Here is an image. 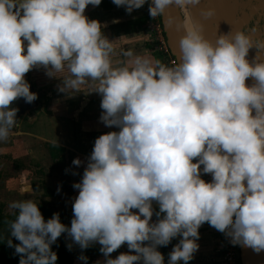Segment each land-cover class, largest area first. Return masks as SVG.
Listing matches in <instances>:
<instances>
[{
    "label": "clouds",
    "instance_id": "9594fccd",
    "mask_svg": "<svg viewBox=\"0 0 264 264\" xmlns=\"http://www.w3.org/2000/svg\"><path fill=\"white\" fill-rule=\"evenodd\" d=\"M111 2L131 13L146 0ZM201 2L148 0V14L162 17L171 5L187 11ZM100 3L0 0V140L17 123L11 102L37 99L24 76L39 67L49 78L67 69L59 92L88 83V93L101 98L99 121L118 129L95 138L81 179L72 184L78 194L70 227L59 213L45 220L30 199L9 205L16 210L9 236L19 243L6 244L18 264H56L51 246L61 234L82 251L99 244L104 264H164L158 247L179 236L167 264H188L205 222L230 244L264 252V27L252 21L213 41L191 20L172 66L129 49L122 55L130 59L113 67V42L101 31L106 25L83 14ZM201 11L205 18L214 14ZM249 78L254 82L246 86ZM122 245L129 251L111 258ZM77 259L87 264L83 254Z\"/></svg>",
    "mask_w": 264,
    "mask_h": 264
},
{
    "label": "rangeland",
    "instance_id": "374dc122",
    "mask_svg": "<svg viewBox=\"0 0 264 264\" xmlns=\"http://www.w3.org/2000/svg\"><path fill=\"white\" fill-rule=\"evenodd\" d=\"M178 9L180 14H182V6ZM65 69L63 70L64 72H66ZM63 71L58 73L62 76L58 78L64 80L69 73L66 72L67 74H63ZM24 79L28 84L33 85L39 96L38 106L26 114L31 122H24L21 127L22 131L32 132L37 136H42L46 140H52L53 136H48L47 134L49 129L56 123L61 133L66 138L71 139L68 143L64 142L65 145H71L69 148L74 149L76 153L69 150L68 145L63 148L50 146L52 144L34 138V140L39 142H29L30 140H28L24 142L26 145H23V147H14L16 150L12 149V154L23 153V156H19L20 158L18 159H12L11 156H7V159H5L2 156L4 155L2 148L15 146L20 141L19 136L21 135H15L18 126L15 129L12 128L8 137L0 140V205L3 213L11 215L16 212V210L9 207L13 201L30 199L37 204L48 205L55 213H59L62 218V213L59 211H63L65 217L68 219L70 217L71 220L73 200L69 201V197L75 190H78H73L72 184L80 181L83 170L81 165L76 167L71 162L74 158H79L82 163H85V158H82L81 155L88 157L91 153V142L88 135L92 133L86 136L85 131L91 130L92 126L81 119L76 120L74 113L66 109L67 105H71L72 108L77 106L73 112L79 113L82 106L80 103L73 102L72 99L68 100L66 93L57 90L62 80H58L56 84L54 82L56 79L53 80V78L45 75V69L43 67L33 68L25 74ZM51 93H54V97H58L61 102L51 103ZM91 106L93 105L89 104L87 107L90 108ZM55 107H58L59 110H55ZM85 107L83 106V109ZM101 112L102 109H94L92 107L91 110L89 109L88 116L92 117L96 115L97 117ZM35 118L36 120L34 121L33 119ZM88 119L93 120L92 118ZM50 154L53 161L50 159ZM65 169L68 171L66 172ZM73 172L76 175H73ZM19 181H22V183ZM58 186L59 192H57ZM153 209V219L156 220L155 211H158L157 205H153ZM68 215L70 216L67 217ZM93 245V253L98 252L97 254H101L99 252L100 245L96 243H93ZM157 250L164 256V247H158ZM77 251L83 254L79 247ZM128 251L126 245H122L119 249L111 253L110 256L111 258H115L119 253ZM90 255H92V263L90 262L89 264H95L97 261L100 264H104L105 258L102 254L100 256L96 254ZM77 262L78 264H82L80 260Z\"/></svg>",
    "mask_w": 264,
    "mask_h": 264
},
{
    "label": "crops",
    "instance_id": "0c3cea01",
    "mask_svg": "<svg viewBox=\"0 0 264 264\" xmlns=\"http://www.w3.org/2000/svg\"><path fill=\"white\" fill-rule=\"evenodd\" d=\"M89 20H97L100 22L102 25H106L101 29L102 34L112 43L113 51L110 53V60L112 62L113 67H119L123 63H125L129 57H125L122 55L123 51L131 49L134 54L136 55H141V56H149L154 60H159L161 63L166 65L165 60L159 55L152 46V43L150 40H148L145 37L143 28L145 21L147 20V4L145 3L142 7L139 9H134L131 13H126L124 10L123 6L117 7L115 6L111 0H101V3L98 6H92V5H87L84 13H83ZM66 72L67 69H65ZM62 72V71H61ZM66 72L63 71V74ZM60 72H55L54 76L56 79L54 82H58V80H63L58 77ZM67 74V73H66ZM62 75V74H61ZM69 74L65 77L68 78ZM95 83V82H92ZM55 84V85H56ZM89 84L86 83L84 85H81L78 90L72 91L68 90V93H66V96L68 97V100L72 99L73 102H76L77 104H81V109L80 112H73L75 111L76 107L72 108L71 105L66 107V109H69L71 113H74L75 119L76 120H83L86 121L88 124H91V130L85 131V135L87 136L90 133H99L107 130H113L116 129L115 127H105L103 123L99 121V116H88L89 114V109L93 107L94 109H101L100 108V96L96 94L95 92L88 93L89 91ZM50 95V94H49ZM54 93H51V103L53 102H61V100L58 97H54ZM69 104V103H67ZM75 104V103H74ZM89 104L93 105L90 108L87 107ZM83 106H86L83 109ZM55 110H59L58 107H55ZM100 113V112H98ZM88 118H92L93 120H89ZM34 121L36 120L33 119ZM24 122L28 123L31 122L27 118V115L23 116L20 118L18 121V128L17 132L15 135H21L19 136L20 141L17 145L15 146H6L2 148V152L7 159V156L12 159H18L20 158L19 156H23V153H11L13 152L14 147L21 148L23 147L24 142H39L36 140H42L48 144H52L50 146H57L60 148H63L65 146L68 147L69 150L74 151V149L69 148V144L65 145V143H68L71 141V139L66 138V136L61 133L59 130V127L57 128L56 123L49 129L48 131V136H53L52 140H46L40 135H36L32 132H23L21 127ZM16 126V127H17ZM56 126V127H55ZM16 127H13L15 129ZM90 127V126H89ZM45 136V135H43ZM65 137V138H64ZM36 138V140H34ZM65 142V143H64ZM51 156V154L49 155ZM82 158H85V163L87 160V156L81 155ZM50 159L53 161L52 156ZM195 162V161H193ZM85 163L81 164V167L84 170ZM82 170V173H83ZM22 183V181H19ZM75 190V189H73ZM78 194V190H75L74 193L69 197V201L74 200L76 195ZM155 206V202L153 203ZM135 211V210H134ZM62 213L63 216V224L66 226L70 227V215H68L66 218L65 214L63 211H59ZM152 221H155L152 217ZM151 222V221H150ZM199 233V240L197 241L199 248L198 250L194 253V257L191 261L188 262V264H221V255L219 251V241H220V232L216 231L214 228L210 227L206 222L201 225V227L198 229ZM179 236L174 238L167 246L164 247V264H167L168 260V253L171 251L172 246L176 244L179 240ZM16 240V239H12ZM59 244H62L66 248V244H71V250H68L69 256L72 260V264H78L77 257L81 255L80 251H77L78 246L74 243H72L71 239L66 237V234H61L60 237H58L57 242ZM100 256L101 254H96ZM97 256V257H98ZM96 258V257H95ZM94 259V258H92ZM92 261V260H91ZM82 262V261H80ZM92 263V262H91ZM83 264V262H82ZM89 264V263H87Z\"/></svg>",
    "mask_w": 264,
    "mask_h": 264
},
{
    "label": "water",
    "instance_id": "95a60500",
    "mask_svg": "<svg viewBox=\"0 0 264 264\" xmlns=\"http://www.w3.org/2000/svg\"><path fill=\"white\" fill-rule=\"evenodd\" d=\"M206 9H214V14L209 18L210 26L214 29L215 33L223 34L228 33L231 29L243 27L254 18L262 20L264 24V0H202ZM249 16V18H247ZM171 18V19H169ZM247 18V20H246ZM246 20V21H244ZM161 25L165 34L169 51L176 61L178 56L177 42L179 38L184 34L183 21L180 15L179 9L175 5L169 6L163 16H160ZM182 26V27H181ZM183 28V29H182ZM186 32V31H185ZM255 49H250L248 59L250 62L255 56ZM260 59H264V56H260ZM254 81L249 78L245 81L246 86L251 85ZM29 91L37 94V99L31 103H25L23 98H18L11 102L9 107H15L18 109L16 114L17 123L21 117L25 116L29 111L35 109L38 106V93L33 85L29 84ZM239 259L240 264H264V252L255 254L251 249L243 248L239 246Z\"/></svg>",
    "mask_w": 264,
    "mask_h": 264
},
{
    "label": "trees",
    "instance_id": "16d2710c",
    "mask_svg": "<svg viewBox=\"0 0 264 264\" xmlns=\"http://www.w3.org/2000/svg\"><path fill=\"white\" fill-rule=\"evenodd\" d=\"M110 131H118V129L107 130V131H103L99 133H92L88 135L90 137V142H91L90 148L92 149L95 138H97L101 134H106L107 132H110ZM38 208L45 220L51 218L52 214L55 213L52 209L48 207V205L44 206L42 204H38ZM15 216H16V212L11 215L3 213L1 205H0V264H18L19 256L15 255L14 249L8 247L6 244V241L9 238L11 240L15 239L14 237L9 236V233H10L9 224L11 221L15 219ZM59 218H60V222L63 223V218L60 215H59ZM12 243L18 244L19 242L17 240H12ZM51 248L53 251L57 253L58 259L56 261V264H72V260L69 256V253L62 244L56 243L52 245ZM93 248H94V245L91 244L87 249H84L82 251L84 256L88 258L87 263L91 262L92 255L90 254L95 255L98 253V252L93 253Z\"/></svg>",
    "mask_w": 264,
    "mask_h": 264
},
{
    "label": "built area",
    "instance_id": "2783aa9c",
    "mask_svg": "<svg viewBox=\"0 0 264 264\" xmlns=\"http://www.w3.org/2000/svg\"><path fill=\"white\" fill-rule=\"evenodd\" d=\"M146 4L147 20L145 21L143 28L145 37L150 40L153 49L159 55H161V57L165 60L166 65L172 66L175 63V60L169 51V47L167 45L165 34L161 25L160 16L151 18L148 14V0H146ZM254 22L258 27H264L262 20L259 21L254 18ZM249 26H251V24ZM201 178L204 179L205 182H209L211 180V175L202 174ZM219 251L222 258V264H240L239 246L230 244L229 240L222 233H220Z\"/></svg>",
    "mask_w": 264,
    "mask_h": 264
},
{
    "label": "bare ground",
    "instance_id": "6f19581e",
    "mask_svg": "<svg viewBox=\"0 0 264 264\" xmlns=\"http://www.w3.org/2000/svg\"><path fill=\"white\" fill-rule=\"evenodd\" d=\"M182 8H183V13L180 15L182 17L183 26H184L185 31L187 32V31L191 30L192 21L199 23L200 25H202L203 35L207 39L214 41V39L216 37V33H215L214 29H212L210 26L209 18H205L202 15L201 10L206 9L203 1L201 2L200 5H198L196 7H193L191 5L187 6V11L185 10V8L183 6H182ZM247 18H249V16H247ZM247 18H246V20H247ZM246 20H244V21H246ZM258 35H260V33H258Z\"/></svg>",
    "mask_w": 264,
    "mask_h": 264
}]
</instances>
